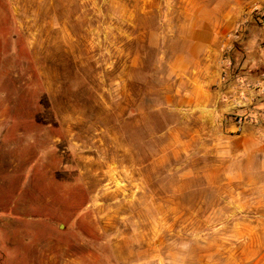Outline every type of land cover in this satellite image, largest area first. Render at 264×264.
<instances>
[{
	"label": "rangeland",
	"instance_id": "obj_1",
	"mask_svg": "<svg viewBox=\"0 0 264 264\" xmlns=\"http://www.w3.org/2000/svg\"><path fill=\"white\" fill-rule=\"evenodd\" d=\"M195 1L0 0V264H264V123L177 108Z\"/></svg>",
	"mask_w": 264,
	"mask_h": 264
},
{
	"label": "crops",
	"instance_id": "obj_2",
	"mask_svg": "<svg viewBox=\"0 0 264 264\" xmlns=\"http://www.w3.org/2000/svg\"><path fill=\"white\" fill-rule=\"evenodd\" d=\"M235 1L222 8L199 6L195 1L185 8V39L191 51L175 57L172 67L186 86L177 104L179 110H196L206 124H212L217 113L235 111L249 116L255 125L245 126L242 141H248L254 139L260 127L256 126L264 123V21L242 27L249 31L239 42L245 47V56L233 65L225 61L221 51L231 41L226 35L237 28L244 12L241 0ZM253 1L264 5V0Z\"/></svg>",
	"mask_w": 264,
	"mask_h": 264
}]
</instances>
